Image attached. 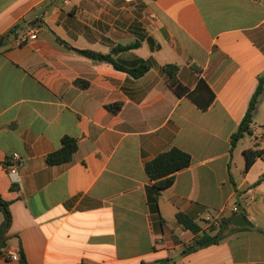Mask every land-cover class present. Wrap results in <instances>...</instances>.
<instances>
[{
  "label": "crops",
  "instance_id": "obj_1",
  "mask_svg": "<svg viewBox=\"0 0 264 264\" xmlns=\"http://www.w3.org/2000/svg\"><path fill=\"white\" fill-rule=\"evenodd\" d=\"M16 25L0 49V197L12 214L0 264H21V247L29 264H264V155L249 169L245 156L264 150V94L252 132L231 144L264 75V0H0V37ZM136 42L113 57L127 68L149 62L140 78L78 52ZM168 63L191 90L207 81L208 110L169 88ZM65 136L77 152L49 165ZM174 147L192 163L156 205L145 166ZM13 153L20 182L7 169ZM236 203L254 228L239 230ZM209 214L223 216L226 238L186 253L217 232Z\"/></svg>",
  "mask_w": 264,
  "mask_h": 264
},
{
  "label": "trees",
  "instance_id": "obj_2",
  "mask_svg": "<svg viewBox=\"0 0 264 264\" xmlns=\"http://www.w3.org/2000/svg\"><path fill=\"white\" fill-rule=\"evenodd\" d=\"M20 26L16 25L7 34L0 37V49L8 45L12 38H15L17 30ZM140 43L136 42L129 45H120L113 49L110 54H100L92 51H78L84 56L91 59L108 62L115 66L116 69L128 72L134 78H140L144 76L151 68L149 62H143L139 66L134 68H127L119 65L113 55L118 52L128 51L139 47ZM163 71L167 75V84L169 88L176 94V96L182 98H189L194 104H196L201 110L206 111L213 104L216 96L210 88L209 84L203 77H199L197 86L194 90L187 87L179 78L180 66L175 63H168L163 66ZM200 73V71H198ZM85 86V83H79ZM264 94V75L259 78V84L254 93L247 113L241 121L237 131L231 137L232 147H235L237 143L252 132V123L254 114L258 107L261 97ZM108 109L117 114L121 110V104L115 103L108 105ZM78 150V140L69 136L63 137L61 141V148L57 151L50 153L46 160L49 165H60L70 162L73 159L74 154ZM264 155V150H247L246 156V169H249L255 160ZM192 163V156L179 149L172 148L169 151L163 152L155 157L152 161L148 162L145 166L146 173L149 178L154 182V191L156 195L155 203L157 205L158 199L165 189L171 187L174 184L176 174L189 167ZM0 205L4 214V220L0 225V249L5 248L8 240V233L12 226V214L10 211V202L0 197ZM236 216V222L239 225V230H250L254 228V224L248 219L244 210L234 211ZM178 223L186 230L198 234L201 230L200 226L194 222L192 218L184 213L177 214ZM225 220L222 219L219 227L211 229V232L217 230L214 235L204 234L201 238H198L193 244L187 246L186 253L196 251L200 248H205L211 245L219 244L226 238L225 233ZM19 261L21 264H29L23 248L19 251ZM168 262V261H167Z\"/></svg>",
  "mask_w": 264,
  "mask_h": 264
},
{
  "label": "built area",
  "instance_id": "obj_3",
  "mask_svg": "<svg viewBox=\"0 0 264 264\" xmlns=\"http://www.w3.org/2000/svg\"><path fill=\"white\" fill-rule=\"evenodd\" d=\"M38 38V31L28 32L26 34H23L18 39L19 44L27 43L29 41L36 40ZM20 155L18 153H13L12 157L10 158L7 169L14 179V182H20V174H19V166H20ZM242 209L241 205L236 203L233 206V212L239 211ZM243 210V209H242ZM223 216L221 214H209L204 218L205 226L208 230L219 227L220 223L222 222ZM7 256L12 258H17V254L13 251H7Z\"/></svg>",
  "mask_w": 264,
  "mask_h": 264
},
{
  "label": "rangeland",
  "instance_id": "obj_4",
  "mask_svg": "<svg viewBox=\"0 0 264 264\" xmlns=\"http://www.w3.org/2000/svg\"><path fill=\"white\" fill-rule=\"evenodd\" d=\"M210 231H211V229H210Z\"/></svg>",
  "mask_w": 264,
  "mask_h": 264
}]
</instances>
